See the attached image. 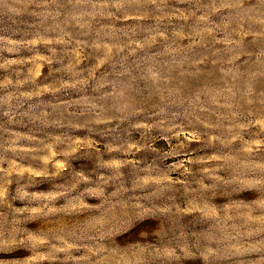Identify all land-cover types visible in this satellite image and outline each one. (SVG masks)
<instances>
[{"label": "rangeland", "instance_id": "rangeland-1", "mask_svg": "<svg viewBox=\"0 0 264 264\" xmlns=\"http://www.w3.org/2000/svg\"><path fill=\"white\" fill-rule=\"evenodd\" d=\"M0 264H264V0H0Z\"/></svg>", "mask_w": 264, "mask_h": 264}]
</instances>
